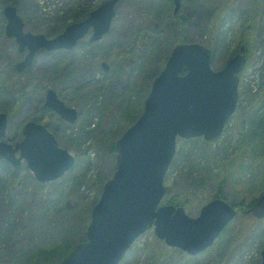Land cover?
<instances>
[{
	"label": "rangeland",
	"instance_id": "1",
	"mask_svg": "<svg viewBox=\"0 0 264 264\" xmlns=\"http://www.w3.org/2000/svg\"><path fill=\"white\" fill-rule=\"evenodd\" d=\"M3 1L0 65L4 60L14 65L25 52H19L15 40L5 34ZM14 1L25 31L54 37L105 0ZM225 1L181 0L173 13V0H118L110 29L99 40L90 42L88 34L72 49L39 50L18 75L0 71V113H8L7 132L22 127L40 110L48 88L78 112L71 124L55 113L49 117L50 131L75 158L62 177L40 182L24 162L12 168L15 175L0 164V264H56L59 246H74L115 169V150L109 146L141 114L174 44L208 40L211 12ZM230 7L224 24L219 22L210 34L211 67L220 69L243 38L249 41L236 110L220 140L210 146L201 138H177L164 178L162 203L174 198L190 217L197 216L217 192L227 200L248 202L264 189V106L255 123L249 121L264 100V0H232ZM254 130L257 134L249 138ZM243 214H237L210 249L195 256L165 244L148 229L118 264H259L264 219L255 224L252 214ZM245 231L237 245L224 250L235 232Z\"/></svg>",
	"mask_w": 264,
	"mask_h": 264
},
{
	"label": "water",
	"instance_id": "2",
	"mask_svg": "<svg viewBox=\"0 0 264 264\" xmlns=\"http://www.w3.org/2000/svg\"><path fill=\"white\" fill-rule=\"evenodd\" d=\"M118 0H105L82 20L70 23L58 35L24 31L14 5H5L6 35L14 37L19 50L27 48L17 63L20 72L31 65L39 49H71L89 29L90 42L106 34L115 16ZM173 13L181 0H173ZM243 47L217 70L211 67V49L199 42H177L160 72L154 78L137 119L114 143L115 169L104 182L91 210L85 239L76 243L58 264H118L134 241L146 230L165 244L195 256L210 247L235 218V206L223 197L204 203L195 217L182 205L161 204L164 178L175 155L177 138L202 137L215 142L222 137L226 122L234 113L238 99L240 72L245 66ZM103 67H107L102 63ZM45 106L69 123L78 118L77 110L67 106L56 90L48 89ZM7 125L0 113V139ZM20 150L17 157L15 152ZM26 165L40 182L53 181L74 164V156L58 142L46 126L35 121L24 124L23 138L11 146L0 140V159ZM257 219L264 217V190L243 211ZM264 264V246L260 262Z\"/></svg>",
	"mask_w": 264,
	"mask_h": 264
},
{
	"label": "trees",
	"instance_id": "3",
	"mask_svg": "<svg viewBox=\"0 0 264 264\" xmlns=\"http://www.w3.org/2000/svg\"><path fill=\"white\" fill-rule=\"evenodd\" d=\"M231 1L232 0H226L222 5H220L219 7H216L214 10H213V12H211L212 13V15L214 16V18H213V22H212V25H211V31H210V34L213 32V30L214 29H216V27H217V25L219 24V22H220V26H222L223 24H224V22L226 21V19H227V17H228V12L231 10V7H230V5H231ZM7 3H15V1L14 0H4L2 3H1V5H3V4H7ZM77 21V20H76ZM181 21H182V18L181 17H179V18H177V24H179V23H181ZM181 25V24H180ZM209 34V38H208V40H206V41H204V42H202L204 45H206V46H208L210 49H211V51H212V45H211V35ZM180 42V41H179ZM183 42H186L185 40H183ZM240 43H243L244 44V46H245V49H246V47L249 45V41H247V39H245V38H243L241 41H240ZM239 50V49H238ZM237 50V48L233 51V53L235 54V52L236 51H238ZM212 59V58H211ZM263 106H264V100H263V102H262V104L259 106V107H257L253 112H252V114H250V122L251 123H255V121H256V114H257V111L259 110V109H261V108H263ZM8 114V113H7ZM123 121H124V119H123ZM44 123H45V125L48 127L49 125H48V121H47V119L45 118L44 119ZM259 125H263V121H258L257 122ZM238 133L240 134V135H242V136H244L245 134L244 133H242V131H238ZM255 134H257V132L254 130V131H252L250 134H248L247 136L250 138V137H253ZM191 140V139H190ZM193 140V139H192ZM203 141V143H204V145H211V143H209V142H206V141H204V140H202ZM109 150L111 151V152H114V146H113V144H111L110 146H109ZM0 162H2V161H0ZM214 197H223V198H225L222 194H221V192L220 193H216L215 195H214ZM213 197V198H214ZM226 199V198H225ZM255 199L256 198H254V199H251V200H249L248 202H243V201H233V200H228V201H230L234 206H235V208H236V210H237V213L238 214H241V213H243V211L244 210H247L248 208H249V206L255 201ZM227 200V199H226ZM166 203H170V204H172V205H176V201L174 200V198H169V199H167V202ZM243 215H245V214H243ZM255 222V224H257V223H259L260 222V220H255L254 221ZM254 224V225H255ZM253 225V226H254ZM252 226V227H253ZM246 234V231H245V233H240V232H235V234L231 237V238H229V241H228V243H227V248H224V250H226L227 251V249H229L230 247H232L233 245L235 246V245H237V243H238V241L244 236ZM219 238H221V237H219ZM219 238L217 239V240H219ZM85 239V233H83L82 234V236H80L79 238H78V240H76V242L74 243V244H76L77 242H80V241H83ZM217 240H216V242H217ZM73 244V245H74ZM57 248V247H56ZM59 248H61L62 249V251L60 252V255L59 256H57L58 258V260H57V262H56V264L62 259V257L72 248V245L71 246H66L65 248L62 246V245H60L59 246ZM208 249H210V248H208ZM207 249V250H208ZM226 251H223V254L224 253H226Z\"/></svg>",
	"mask_w": 264,
	"mask_h": 264
},
{
	"label": "flooded vegetation",
	"instance_id": "4",
	"mask_svg": "<svg viewBox=\"0 0 264 264\" xmlns=\"http://www.w3.org/2000/svg\"><path fill=\"white\" fill-rule=\"evenodd\" d=\"M14 5L15 7H16V4L15 3H7V4H3V6H2V9H3V7L5 6V5ZM2 9H1V11H2ZM16 9H17V7H16ZM94 10V9H93ZM92 11V10H91ZM90 11V12H91ZM18 12V11H17ZM2 14H3V12H2ZM19 14V13H18ZM4 15V14H3ZM20 15V14H19ZM89 15V14H88ZM87 15V16H88ZM21 16V15H20ZM87 16H85V17H87ZM5 17V16H4ZM84 17V18H85ZM22 18V17H21ZM84 18H82V19H84ZM6 19V18H5ZM82 19H80V20H82ZM22 21H23V19H22ZM77 21H79V20H77ZM74 22H76V21H74ZM73 23V22H72ZM6 25V24H5ZM69 25V24H68ZM67 26V25H66ZM65 26V27H66ZM23 29H24V22H23ZM25 31V30H24ZM92 33H93V30L92 29H89L88 30V32H87V34L85 35V36H87L88 34H90L89 35V38H88V40L90 41V37H91V35H92ZM5 34H6V30H5ZM59 34V33H58ZM58 34H56V35H58ZM55 35V36H56ZM7 36V35H6ZM84 36V37H85ZM8 37V36H7ZM45 37H47V36H45ZM11 38H13L14 40H15V38L14 37H11ZM47 38H52V37H47ZM80 40V39H79ZM78 40V41H79ZM15 42L17 43V41L15 40ZM77 44V43H76ZM75 44V45H76ZM17 46H18V43H17ZM75 47V46H74ZM241 47H243V51H242V53H243V55L245 54V46H244V44L243 43H241V46H240V48ZM18 48V51L19 52H21V53H23V52H25V55L27 54V52H28V50H27V48L25 47V49L24 50H22V51H20L19 50V47H17ZM39 50H46V49H39ZM38 50V51H39ZM57 50H62V49H57ZM240 50V49H239ZM238 50V51H239ZM37 51V52H38ZM47 51H49V50H47ZM52 51H56V50H52ZM237 51V52H238ZM36 52V53H37ZM25 55H24V57H25ZM36 55V54H35ZM24 57H23V59H24ZM34 58H35V56H34ZM34 58H33V60H34ZM22 59V60H23ZM22 60H20V61H22ZM20 61H18L17 63H19ZM33 62V61H32ZM17 63L16 64H14V65H12V64H10L7 60H4V62L0 65V71H4V72H6V74L8 73L10 76L12 75V74H16V75H18V74H20V72L22 73H24L25 72V70H26V68L28 67H25L24 68V70L23 71H18L17 69H16V65H17ZM32 64V63H31ZM13 71H15V72H13ZM48 89H53V88H48ZM47 89V90H48ZM26 90H27V88H26ZM47 90L45 91V95H44V98L42 99V104H41V106L39 107L40 108V110H38V109H36V110H38V111H36L32 116H30L26 121H25V123L26 122H28V121H30V120H32V121H35V122H37V123H40V124H42V125H44V126H46L45 125V123H44V119L46 118L47 119V121H48V123H49V117H50V114L51 113H55V112H53L52 110H50L49 108H47L46 106H45V99H46V93H47ZM55 90V89H54ZM57 92V91H56ZM57 95H58V93H57ZM58 97H59V95H58ZM16 101H18V100H16ZM78 113V112H77ZM55 114H57V113H55ZM58 115V114H57ZM59 116V115H58ZM8 117V116H7ZM61 119V118H60ZM24 123V124H25ZM67 123V122H66ZM21 125H18L15 129H13L12 131H10V132H7L6 133V135L1 139V140H3V141H5L6 143H8V144H10L11 146H15V144L17 143V142H19L22 138H23V128H24V125H22V127H20ZM47 127V126H46ZM7 128H8V126H6V131H7ZM47 129H49V126L47 127ZM50 130V129H49ZM53 133V132H52ZM19 136V138L18 139H16V137H18ZM21 154V152H20V150H17L16 152H15V156H19ZM0 161H2V162H0V164H2L3 165V168L4 169H10L11 168V175H15L14 173H13V170H12V168L13 167H15V166H17V165H13L12 164V162H10V161H8V160H6V159H0ZM21 162H24L25 164H26V161H25V159H21ZM19 165V164H18ZM26 167H27V165H26ZM27 169H29L28 167H27ZM264 190V189H263ZM258 197V196H257ZM257 197H256V199H257ZM255 199V200H256ZM230 202V201H229ZM231 203V202H230ZM262 219H264V217L263 218H261V219H257V218H255L254 217V220H262ZM264 246V245H263ZM261 252V251H260Z\"/></svg>",
	"mask_w": 264,
	"mask_h": 264
}]
</instances>
